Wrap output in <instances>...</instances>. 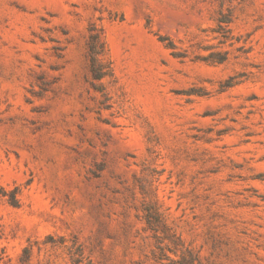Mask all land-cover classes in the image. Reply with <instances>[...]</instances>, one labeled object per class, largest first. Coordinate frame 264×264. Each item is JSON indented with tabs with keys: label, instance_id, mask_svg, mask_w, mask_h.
Segmentation results:
<instances>
[{
	"label": "rangeland",
	"instance_id": "obj_1",
	"mask_svg": "<svg viewBox=\"0 0 264 264\" xmlns=\"http://www.w3.org/2000/svg\"><path fill=\"white\" fill-rule=\"evenodd\" d=\"M1 252L264 264V0H0Z\"/></svg>",
	"mask_w": 264,
	"mask_h": 264
},
{
	"label": "trees",
	"instance_id": "obj_2",
	"mask_svg": "<svg viewBox=\"0 0 264 264\" xmlns=\"http://www.w3.org/2000/svg\"><path fill=\"white\" fill-rule=\"evenodd\" d=\"M95 60V59H94ZM4 260L3 252L0 253V264H2Z\"/></svg>",
	"mask_w": 264,
	"mask_h": 264
}]
</instances>
